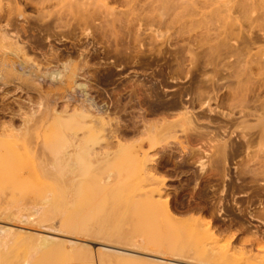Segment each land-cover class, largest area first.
Returning a JSON list of instances; mask_svg holds the SVG:
<instances>
[{
  "label": "rangeland",
  "instance_id": "1",
  "mask_svg": "<svg viewBox=\"0 0 264 264\" xmlns=\"http://www.w3.org/2000/svg\"><path fill=\"white\" fill-rule=\"evenodd\" d=\"M109 1L19 0L25 13V17H17L26 31L21 32L25 34L23 41L32 38L37 43L31 66H45L42 59L55 50L74 61L84 51L80 62L82 66L88 61L91 68L90 77L87 75L91 82L86 80L93 84L91 95L99 103H107L113 112L117 107L125 109L117 114L125 118L123 131L130 133L142 108L147 110L150 120L165 117L172 124L149 127L145 135L130 137L123 145L116 140L109 143L120 126L94 127L89 121L76 118L63 123L52 121L50 126L41 128L31 125L18 135L0 137V227L14 229L12 236L6 235L1 242V250L12 253L19 264L30 259L37 264L43 252L50 250H39L43 236H58L67 244L60 252L61 264H136L129 257L112 258L102 253L108 250L124 254L128 253L125 249L135 250L133 246L165 252L167 255L161 257L172 259L176 264H209V237H199L191 224L181 225L170 219L157 202L159 197L151 191L148 172L156 164L155 160L160 159L159 172L170 179L166 186L177 190L170 205L175 213L189 216L187 208L198 207L192 213L202 216L206 222L218 220L216 224L227 230L230 222H234L230 228L235 233L231 243L241 252L231 259L221 254L220 263L229 258L230 264H264V192H260L264 185V0H218L234 6L230 11L213 0H209V7L204 5L205 0L188 3L175 0L173 6H164L166 12L162 4L167 0ZM240 3H245L244 7ZM176 4L181 5L178 8ZM6 5L2 15L12 9ZM41 10L51 14L44 19L53 24L58 35L42 29L45 21L39 19ZM4 24L6 21L0 25ZM24 24L30 27L29 31ZM56 25L60 28L56 29ZM6 43L0 41V55L9 49ZM106 46L110 49H105ZM141 50L148 54L143 60L150 59L156 50L164 52L160 59L164 69L178 53L183 70L191 69L192 73L188 76L184 73L177 82H170L160 91L161 98L145 91V87L144 92L138 87L135 95L132 89L135 82L150 88L153 80H160L154 64L148 67L147 63L130 62L131 55L133 61L140 59L137 55ZM119 52L123 54L121 57L117 56ZM124 53L129 56L122 57ZM130 69L145 73L122 76ZM196 78L199 81L219 79L217 100L206 98L209 89H202L205 99L202 105L195 106L197 120L180 121L176 110L175 113L160 109L156 114L150 111L149 107L157 108L162 103L169 106L181 89L196 85ZM3 81H0V98L6 96L4 102L9 108L14 107L10 108L15 109L13 112L18 111L19 104L27 106L30 99L39 100L37 93L17 82L15 85L6 79ZM131 98L136 100L131 102ZM253 98L257 102L253 103ZM0 104H3L1 99ZM63 104L59 101L56 108L62 110ZM209 108H217L218 115L212 114L217 115V124L209 122ZM41 109L43 113L45 107ZM9 111L0 112L1 121L11 119L12 111L11 114ZM243 111L255 115L246 116ZM222 112L238 117V123H224ZM19 119L15 121L17 126L21 124ZM76 137L83 141L78 148L79 156L75 155L70 163L74 170L69 172L70 155L76 153L75 144L79 143ZM247 140H252L251 149L225 159L219 144H242ZM182 142L200 152L196 159L190 150L182 151ZM161 154L164 155L160 157ZM246 165L250 172L243 174L245 183L251 181V172H254L258 174L257 184H248L243 192L232 193L228 185L236 178L239 168ZM222 207L226 212L220 213ZM240 209L245 211L242 213ZM248 210L259 213L252 218ZM48 227L70 230V233L50 231ZM71 240L78 246L70 245ZM80 245L86 247L81 249ZM132 253L140 260L150 259L144 253Z\"/></svg>",
  "mask_w": 264,
  "mask_h": 264
},
{
  "label": "bare ground",
  "instance_id": "2",
  "mask_svg": "<svg viewBox=\"0 0 264 264\" xmlns=\"http://www.w3.org/2000/svg\"><path fill=\"white\" fill-rule=\"evenodd\" d=\"M116 1L117 0H115V2ZM174 1L175 0H173V1L167 0L165 2L162 1L161 3L164 2L162 4L163 10L166 9L165 7H170L171 5L173 6ZM176 1L178 2V0H176ZM182 1H183V3H186V2L188 3L189 0H182ZM213 1H215L216 4L219 5L220 7H223L226 11H230L234 7V6H229L228 5L229 2H219L218 0H213ZM23 2H24V0H23ZM5 4H7L6 6H8L9 8L11 7L12 9H10V11L7 13V15H2L1 12L5 8V6H4ZM5 4H3L2 1H0V24H1V22L6 21V24H4L3 26L0 25V41H2L3 43L8 42L9 43V49L4 54V52H3L4 49H2V46H1V52H3V55H0V81L1 80L3 81V79H6L7 81L12 82L13 84L15 82H17L20 86H24L27 89H29L30 91H34L35 93H37L39 100L33 101L30 99L29 101H31V102L27 103L28 104L27 106L24 104H23V106L19 104L18 111L13 112L15 109H13V110L10 109L13 106H11L9 108V106L6 105V103L4 102L5 101L4 98H6V96L3 93V95L5 97L2 96V98H0L2 103H3L2 105L0 104L2 106L0 108V110L2 111V110L7 109L9 111V109H10V111H12V115L10 117L11 119L7 122L1 121L2 119H0V121H1L0 122V137L5 136V135H18L23 130H25L26 128H29V126H31V125H35L36 127L38 126L39 128H41V127H44L46 124L48 126H50L53 123L52 121H57V122L61 121L63 123L67 119L76 118V119L82 120V122H85L87 120V122L89 121L90 126H94V127L99 126L102 128L105 126H111L113 124L120 126L121 128H119L117 130V132L113 136H111V138L109 137L110 138L109 143H113V140L114 141L116 140V143L123 145L125 142H127L129 140L128 138H130V137H133V136L137 137V135H138V137H140L139 135H142L143 133L145 135V132L149 129V127H152V126L157 125V124H159V126H160V124H162V125L172 124L165 117H162L160 120H157V119L156 120H154V119L150 120L149 118H147V110H144L142 108L141 110H139L140 114L137 112L139 115L135 114L137 116V118L139 116L140 119L138 118V120L136 119L134 121V123H132L131 130L129 131L130 133L123 131L122 126H126L123 124V121H124L123 119H125V118L122 119L121 116L117 115V114H120L125 109L124 108L120 109L119 107H117L115 109V111L113 112L110 110L111 107L107 103L101 104L98 102V100L96 101V99H95L96 97L94 98L91 95V89H93L91 86L93 84L91 85L90 83H88L90 81V79L88 80V77H87L91 68L89 66L88 61H86L84 63V65H82V66H81V62H80L81 58L84 57V51H82L79 54L80 59L78 61H74L71 58L66 57L63 54L64 52L59 53L58 50L57 51L55 50V52L51 53L49 57L47 55V57L45 56L42 59L43 60L42 62H43V64H45V66H41V65L31 66L30 61L33 60L32 53L35 52L37 41L35 42L36 44H34V42L32 41V38L27 39L26 42L23 41V39L25 38V34L23 35L21 32L25 33L26 31H25V27L21 26L22 22H21V24H19L20 21H19V19H17V17L18 18L25 17V13L19 5V0H8V2ZM195 4H196V2H195ZM213 4H214V2H213ZM240 4L243 5V7H244L245 3H243V4L240 3ZM57 5H59V4H57ZM179 5H181V4H179ZM204 5L206 7H209V0H205ZM26 6H28V5H26ZM176 6H177V4L175 5V7ZM42 10H41L39 19H44V17L48 16V14H49L47 11L45 12ZM160 11H162V10L160 9ZM49 15H51V14H49ZM45 20L46 19H44V21ZM59 20L61 21L60 18H58V21ZM55 22L57 23L56 20H55ZM26 24H24V25L26 26ZM42 24H40V25L42 26ZM59 25H60V23H59ZM66 25H67V23H66ZM42 27H43L42 29H44L45 32L46 31L50 32L52 30V33H54L53 34L54 36L57 34V33L55 34V32L53 30L54 29L53 24L49 21H45ZM29 28L27 27V30ZM58 28H60V26ZM58 28L56 25V29H58ZM32 29H34V28H32ZM59 33H61V32H59ZM45 36H46V34H45ZM27 37H28V35H27ZM246 42H248V41H246ZM41 44H42V42H41ZM38 45H39V43H38ZM224 45H225V43H224ZM106 47H104V48L110 49L109 46H106ZM248 48H249V46H248ZM152 50H154V49H152ZM104 52H105V50H104ZM106 52L109 53L111 51H106ZM122 52H119L118 53L119 55H117V56L123 55ZM149 52H150V50H149ZM139 53H140L139 54L140 56L137 55V57H139L140 59L137 61H133L134 60L133 58H132L133 60L131 59L132 55L130 53V55H131L129 57V60H131L130 62L140 63V64L147 63V66L154 64L157 67L158 76L160 77L159 78L160 80H158V79H156L155 81L153 80L151 83L152 86L150 85L151 86L150 88H148L146 85H139L135 82V84H133V86H132V89L135 90V92H133V93H135V95L137 94V90H138L137 88L140 87V90L143 91L146 88L145 91H148V92L150 91L153 94V96L155 95L156 97L161 98V96L159 94L160 91H164L170 82H175L184 73L186 74V76H188V74L192 73L191 69L188 71L183 70V65L181 63L182 61L180 60L181 58L178 56V53L176 55H174V60L172 57L173 62L172 61H171V63L168 62L167 66H166L167 69H164V66H161V63H160L161 62L160 59L164 55V52H162L161 50L154 51L152 53V56L149 55V56H151V58L149 57L150 59H145V60H143L144 59L143 57L148 56V54L146 56V51L141 50ZM125 55L129 56V53H127V54L124 53V56H122V57H125ZM115 56H116V54H115ZM128 56L126 58H128ZM99 58H101V57H99ZM115 64H116V62H115ZM119 65L122 66V63L120 64V62H119ZM7 67H8V69H7ZM142 67H143V65H142ZM81 71H82V73L80 74ZM119 71H118V73H119ZM111 75H112V73H111ZM137 75H138V73H137ZM89 77H90V74H89ZM80 78H84L85 80L80 81L79 80ZM197 78H196V82H197L196 85L192 88L181 89L178 93L177 98L174 101H172L171 104L169 103L170 104L169 106H165L164 103H162L161 106H159L157 108L154 106L149 107L150 111L153 114H156L157 112L160 111V109H162V111H166V112H167V110L173 111V112H175L174 110H176V111H178V115H180V118H179L180 121H183L185 123H191L193 120H197L195 117V111L194 110H195V106L197 104L202 105L203 99H205L204 98L205 95H204V93H202V89H205V88L209 89L207 91L208 95L206 97L209 100H212V99L217 100L219 98V95H218V91H219L218 80L219 79L218 80L209 79L208 80L209 84H208V81H206V80L205 81H199L200 79L198 78L199 79L198 80ZM9 82H7V83H9ZM3 83H5V81H3ZM15 85H16V83H15ZM6 86H9V84ZM192 86H193V84H192ZM3 91H4V89L2 90V92ZM150 94H149V96H150ZM142 95H144V94H142ZM255 96L256 95H254V98L258 99V96H256V97ZM153 98H155V97H153ZM223 98L226 99L225 97H223ZM254 98H253V103L257 102V99H255L256 100L255 101ZM146 99H147V97H146ZM135 100L136 99L131 98V102L135 101ZM59 101H63V103H65L62 105V107H63L62 110H59L56 108L57 103H59ZM208 103H209V101H208ZM253 103L251 102V104H253ZM43 106L45 107V109H44V112L42 113L41 107H43ZM122 107H123V105H122ZM216 109L217 108H209V110H208L211 113V114H209V122H211L212 124H217V122H218L217 121L218 119L216 117L218 115V113H217L218 110H216ZM10 111H9V113H10ZM4 112L5 111H3V113ZM259 112H260V110H259ZM213 113H216L217 115L213 116L212 115ZM219 113H221V112H219ZM163 114H164V112H163ZM132 115H134V113ZM135 115H134V117H135ZM220 115H222V117L225 120V122L224 121L223 122L226 123L227 125H233V124L238 123V117H236V115H235L236 118H234L233 114H229V113L223 114V112H222V114H220ZM243 115L251 116V115H255V114L252 112L249 113V111H248V113L245 112V114H244V111H243ZM17 117L20 118L19 120L21 121V124L19 126L15 125V121H16ZM219 117H221V116H219ZM128 119H130V118H128ZM131 119H132L131 122H133L134 118L131 117ZM263 123H264V121H263ZM85 124H87V123H85ZM129 126H127V129L129 128ZM76 138H77V141L79 143L75 144L76 153H72L71 155L69 154L70 155V159H69L70 162L68 165L69 166L68 167L69 172H73L74 168H73V165H71L70 163H73V158L75 155L79 156L78 148L80 149L82 146V141H83L82 139L83 138H80V137L79 138L76 137ZM214 139H216V138H214ZM219 146H222V148L219 147V149L220 148L222 149V153L224 152V154H226L225 159L229 160V158H232L234 155L239 154L243 150L246 151L248 149H251L252 140L244 141L242 144H240V143L239 144L238 143L237 144L236 143L231 144V143L223 142L222 145L219 144ZM181 148H182V151H184V152L190 150V152L195 156V159H196V156L199 155V153H200V152H195L194 149L193 150L190 149L189 146L187 144H185L184 142L181 143ZM166 149L168 150V148H166ZM219 151L221 152V150H219ZM71 152H74V150ZM162 155H164V154H161L160 157H162ZM155 163L156 164L148 172L149 177L152 181L151 191L159 197V198L157 197L158 198L157 202L160 203L165 208L167 216L170 219L177 222L178 224H181V225L191 224L194 227L195 231L197 232L198 236L200 235L202 237H209V240H210L209 264H230L229 261H232V260H230L232 255L240 254V252H241V249L239 247H237V246L233 247L232 246L233 244L231 243V239L233 238L235 233H232L230 228L233 226L234 222H230L229 230H227L228 228L225 229L221 225H217L216 222L218 220H216V219H215L216 221H214V219L213 220L211 219L208 222H206L202 216H199V217L195 216L192 212L195 213V211L198 210V207H190V206L187 208V211H189V213H188L189 216H187V215H185L187 217H185L184 215H182V217L179 216L170 207V205L172 203V195L176 194L177 190H175L173 188H168L166 186L167 182L170 179H169V176L162 175V173L159 172V168L162 165V161L160 159H157V160H155ZM198 164H199V162H198ZM216 164L219 165L218 162H216L215 165ZM202 167H203V165H202ZM203 169H204V167H203ZM249 172H250V170L248 168V165H246L245 168H242V169L239 168V170L236 172V178L231 179L230 184L228 185V186H230L232 193H236L237 191L243 192L248 184H251V183L254 184L258 180V179H256L258 174L251 172V173H253L251 181H249V183H245V179L243 177V174L249 173ZM256 184H257V182L254 185H256ZM262 191L264 192V185L261 187L260 192H262ZM216 209H218V207ZM222 211L226 212L225 207L224 208L222 207L220 209V213ZM240 211L243 213V211H245V210L240 209ZM246 212L252 218H255L259 213V212L257 213V211H252V210H248ZM198 213H200V212H198ZM233 218H236V217H233ZM234 221H237V220H234ZM73 229L76 230L75 228H73ZM13 230H14L13 228L11 230L10 227L6 228V226L0 227V244L4 240L6 235L13 234ZM48 230L60 232V233L61 232L70 233V230L65 231V230H61V229H56L54 227H48ZM46 235H48V234H46ZM69 243H70V245L72 244L73 246H78L77 245L78 243L76 241L71 240V241H69ZM66 245H67L66 241H64L62 239H58V236H57V238L50 237V236H43V240H42L41 244L39 245V250L42 251V250H45L47 248H49L50 250L48 252H43V256L38 261L37 264H45V263L61 264L60 252L63 250L64 247H66ZM81 246H85V245H80V248H81ZM133 248L135 250L125 249L128 251V253H124V254L113 252V251H108V250H102V253L107 255V256H111L112 258L113 257H123V256L129 257L131 259L136 260L135 261L136 264H176V263H174V261L172 259H167L165 257H161V256L167 255L165 252H160V251H155V250H150V249H144V247H142V246H133ZM81 249H83V248H81ZM132 252L144 253L150 259L147 260V258H146V260H140L139 257H134L133 255H130ZM221 254H223V255L225 254L224 256H228L230 259L228 258V261L226 260L223 263H220L221 259L219 258V256ZM13 256L14 255L12 253L2 251L1 247H0V264H19L14 259ZM24 264H34V262L30 259V260L26 261ZM181 264H194V263L182 262Z\"/></svg>",
  "mask_w": 264,
  "mask_h": 264
},
{
  "label": "flooded vegetation",
  "instance_id": "3",
  "mask_svg": "<svg viewBox=\"0 0 264 264\" xmlns=\"http://www.w3.org/2000/svg\"><path fill=\"white\" fill-rule=\"evenodd\" d=\"M135 72H136V74H135ZM139 72H141V73H145V71H142V70L130 69V70H128V72H127L126 74H124V75H122V76H128L129 73H134V74H132V75L137 76V73H139Z\"/></svg>",
  "mask_w": 264,
  "mask_h": 264
}]
</instances>
